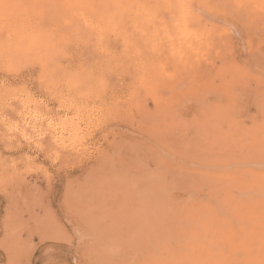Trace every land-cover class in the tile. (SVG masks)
<instances>
[{
    "label": "rangeland",
    "instance_id": "1",
    "mask_svg": "<svg viewBox=\"0 0 264 264\" xmlns=\"http://www.w3.org/2000/svg\"><path fill=\"white\" fill-rule=\"evenodd\" d=\"M0 264H264V0H0Z\"/></svg>",
    "mask_w": 264,
    "mask_h": 264
}]
</instances>
